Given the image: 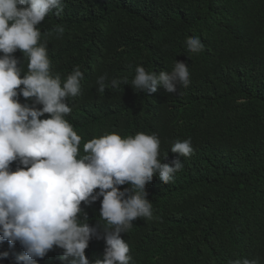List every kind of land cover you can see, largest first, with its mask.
<instances>
[{
  "label": "trees",
  "instance_id": "16d2710c",
  "mask_svg": "<svg viewBox=\"0 0 264 264\" xmlns=\"http://www.w3.org/2000/svg\"><path fill=\"white\" fill-rule=\"evenodd\" d=\"M38 27L52 74L63 82L76 67L83 73L81 94L66 101L81 155L84 143L106 134H155L164 164L176 155L175 141L191 139L194 154L181 157L173 181L154 176L146 185L153 218L122 234L130 264L264 262V0H64L63 13ZM192 36L204 45L198 54L187 51ZM13 55L23 76L28 58ZM175 60L188 65L187 87L150 97L132 88L137 66L171 71ZM101 76L119 86L98 92ZM99 210V200L84 209L90 225L108 227ZM105 247L89 241L90 264ZM22 252L18 242L0 241V264H15ZM60 255L54 247L36 264H60Z\"/></svg>",
  "mask_w": 264,
  "mask_h": 264
},
{
  "label": "clouds",
  "instance_id": "9594fccd",
  "mask_svg": "<svg viewBox=\"0 0 264 264\" xmlns=\"http://www.w3.org/2000/svg\"><path fill=\"white\" fill-rule=\"evenodd\" d=\"M63 10L64 0H0V241L10 247L20 244L23 252L15 264H36L54 247L62 250L60 264H90L85 250L91 239H103L106 245L95 264H130L122 234L138 218H153L146 185L154 176L165 185L173 181L184 166L181 157L192 156L194 148L190 138L177 140L170 149L176 155L162 164L155 134L121 138L111 133L84 143L80 154L81 136L66 119L72 112L66 101L81 94L83 73L76 67L63 82L52 74L38 27L49 13L58 17ZM55 31L64 28L58 25ZM186 45L193 54L204 48L195 36ZM17 50L28 58L23 76L13 55ZM135 72L132 88L149 97L158 89L176 94L179 86L190 84L183 61L175 60L171 71L137 66ZM106 81V76L97 79L98 92L119 86L116 79ZM19 97L32 105L21 104ZM97 200L99 217L108 227L90 225L84 211ZM231 264L264 262L241 258Z\"/></svg>",
  "mask_w": 264,
  "mask_h": 264
}]
</instances>
